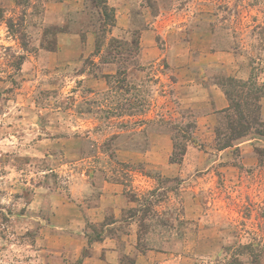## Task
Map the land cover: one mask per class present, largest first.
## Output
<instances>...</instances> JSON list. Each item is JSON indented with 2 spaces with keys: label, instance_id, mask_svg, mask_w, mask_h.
<instances>
[{
  "label": "rangeland",
  "instance_id": "374dc122",
  "mask_svg": "<svg viewBox=\"0 0 264 264\" xmlns=\"http://www.w3.org/2000/svg\"><path fill=\"white\" fill-rule=\"evenodd\" d=\"M0 264H264V0H0Z\"/></svg>",
  "mask_w": 264,
  "mask_h": 264
},
{
  "label": "crops",
  "instance_id": "0c3cea01",
  "mask_svg": "<svg viewBox=\"0 0 264 264\" xmlns=\"http://www.w3.org/2000/svg\"><path fill=\"white\" fill-rule=\"evenodd\" d=\"M211 104V103H210ZM213 104L214 105H216L217 107L218 106H224V104H225V102H224V100H223V98H222V95H221V93H220V90L218 89V90H215V96H214V99H213ZM212 106V105H211ZM75 217L76 218H78L76 215H75ZM77 223H79V224H81V221L79 220L78 221V219L77 220H75ZM76 225V224H75ZM86 261V260H85Z\"/></svg>",
  "mask_w": 264,
  "mask_h": 264
}]
</instances>
